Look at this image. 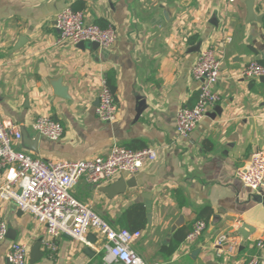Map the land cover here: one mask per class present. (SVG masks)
Wrapping results in <instances>:
<instances>
[{
  "label": "crops",
  "instance_id": "crops-1",
  "mask_svg": "<svg viewBox=\"0 0 264 264\" xmlns=\"http://www.w3.org/2000/svg\"><path fill=\"white\" fill-rule=\"evenodd\" d=\"M66 8L114 27L115 45L82 50L61 41L56 19ZM208 44L222 61L220 101L189 139L179 138L176 115L197 102L192 69ZM253 61L264 65V0H0V114L39 138L37 153L23 141L18 150L47 161L107 155L114 144L157 150L158 159L136 175L101 186L82 180L71 192L114 228L136 225L126 211L144 208L146 226L132 247L146 264H246L264 255L256 246L264 243V203L255 199L264 198V187L251 191L236 178L255 151L264 152V81L242 76ZM110 77L118 114L105 123L96 109ZM41 116L62 123L61 140L35 133ZM3 178L0 171V186ZM121 178L132 187L108 198L102 190ZM0 215L9 228L0 264L16 242L27 246L28 264H103L97 233L85 243L61 236L51 253L45 226L31 214L0 200ZM199 220L207 223L200 239L170 253L175 234ZM244 225L252 229L247 239L239 233ZM221 235L230 243L214 246Z\"/></svg>",
  "mask_w": 264,
  "mask_h": 264
},
{
  "label": "built area",
  "instance_id": "built-area-1",
  "mask_svg": "<svg viewBox=\"0 0 264 264\" xmlns=\"http://www.w3.org/2000/svg\"><path fill=\"white\" fill-rule=\"evenodd\" d=\"M236 1L227 0V3L234 4ZM56 29L61 41L75 45L97 43L102 49H111L117 41L114 27L102 28L89 22L84 11L72 8H66L58 15ZM221 72L222 61L215 46L206 45L192 69L193 79L200 84L197 102L192 107H181L176 115L175 131L179 138L189 139L220 101L217 86ZM242 76L262 79L264 65L250 62L243 69ZM96 114L105 123H112L117 118V102L105 79L102 81ZM31 126L36 134L52 142L61 140L64 134L62 123L51 117L41 116ZM22 138L21 126L0 114V171L4 177L0 186V200L15 203L21 212L31 214L45 226L50 237L45 243L47 250L55 253L57 245L54 241L61 236L85 243L88 234L94 232L104 241L103 264H146L132 247L134 240L142 236L141 231L114 228L71 192L82 180L101 186L125 174L136 175L145 165L158 159L157 150L151 147L135 150L114 144L107 155L78 161H47L30 152L18 150L16 147L21 145ZM236 178L251 191L264 187V152L255 151L248 162L236 170ZM206 229L204 220L197 221L185 242L195 244ZM8 231V225L0 215V242L6 239ZM228 243V237L221 235L214 246ZM256 246L264 249L263 242ZM6 260L7 264H28L27 246L13 243ZM246 264H264V255L261 252L250 255Z\"/></svg>",
  "mask_w": 264,
  "mask_h": 264
},
{
  "label": "water",
  "instance_id": "water-1",
  "mask_svg": "<svg viewBox=\"0 0 264 264\" xmlns=\"http://www.w3.org/2000/svg\"><path fill=\"white\" fill-rule=\"evenodd\" d=\"M21 43H22V40H21ZM86 46H87L86 43L78 44V47L82 50L86 49ZM92 47L93 49H96V48H99V45L97 43H93ZM262 81H264V78H262ZM22 135H23L22 141L26 145L28 150L37 153L36 146H37V141L39 140V138L36 141H32V139L30 138L26 130H22ZM131 187H132L131 182H126L124 178H121L119 181L113 183L109 187L104 188L102 191L108 196V198L112 199L116 196L125 194L127 189ZM255 199L258 200L259 202L264 203V198L261 196H257L255 197ZM251 230L252 229L248 225H244L240 229L239 233L240 235L243 236L244 239H247L250 236Z\"/></svg>",
  "mask_w": 264,
  "mask_h": 264
},
{
  "label": "trees",
  "instance_id": "trees-1",
  "mask_svg": "<svg viewBox=\"0 0 264 264\" xmlns=\"http://www.w3.org/2000/svg\"><path fill=\"white\" fill-rule=\"evenodd\" d=\"M104 28V27H102ZM113 79L110 77L108 78V86L110 87L111 91L114 92L113 87ZM126 218L132 219V222H136L137 224L134 226H131L128 230L131 232L139 231L146 226V211L144 208L133 205L129 207L126 211ZM142 218V219H141ZM190 231L189 230H179L173 239V244L170 246V253H173L175 250L178 249L180 244L186 240V237Z\"/></svg>",
  "mask_w": 264,
  "mask_h": 264
},
{
  "label": "rangeland",
  "instance_id": "rangeland-1",
  "mask_svg": "<svg viewBox=\"0 0 264 264\" xmlns=\"http://www.w3.org/2000/svg\"><path fill=\"white\" fill-rule=\"evenodd\" d=\"M87 45H90V43H87Z\"/></svg>",
  "mask_w": 264,
  "mask_h": 264
}]
</instances>
